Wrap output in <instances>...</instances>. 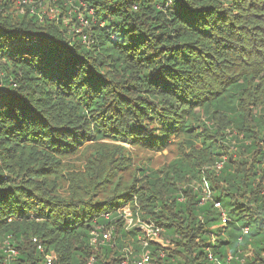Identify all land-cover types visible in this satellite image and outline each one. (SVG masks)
I'll use <instances>...</instances> for the list:
<instances>
[{
	"label": "trees",
	"instance_id": "16d2710c",
	"mask_svg": "<svg viewBox=\"0 0 264 264\" xmlns=\"http://www.w3.org/2000/svg\"><path fill=\"white\" fill-rule=\"evenodd\" d=\"M59 1L74 25L0 0V264H264V0ZM173 140L187 154L160 171L100 143ZM125 207L168 251L138 245Z\"/></svg>",
	"mask_w": 264,
	"mask_h": 264
},
{
	"label": "rangeland",
	"instance_id": "374dc122",
	"mask_svg": "<svg viewBox=\"0 0 264 264\" xmlns=\"http://www.w3.org/2000/svg\"><path fill=\"white\" fill-rule=\"evenodd\" d=\"M13 5L11 4L10 12L13 13H26L29 11L31 14H40L46 17L47 21H50L52 24L56 22H65V24L74 25L70 19H65L62 17L64 5H61L59 0H12ZM64 24V25H65ZM57 25V24H56ZM73 28V27H71ZM74 31L78 30L74 28ZM107 148L106 151H111L114 153L120 152L121 155H116L115 157H124L126 163L130 165L129 171H132L137 168L146 167L151 170L160 171L164 169L169 163L173 160L180 158L184 154H187V150L183 147L180 148V145L177 140H173L171 145L163 151H151L144 150L140 148H131L130 146H122L119 144H114L109 141H103ZM116 146H122L123 150H118ZM96 148L93 144L84 145L80 153L73 158H71L68 163L74 167L75 171H83V168L86 165V159L95 157ZM105 151V150H104ZM127 177V173H123ZM153 244L158 245L163 250L169 249V245L165 242L163 236L158 238ZM94 252H99L98 249H94Z\"/></svg>",
	"mask_w": 264,
	"mask_h": 264
},
{
	"label": "built area",
	"instance_id": "2783aa9c",
	"mask_svg": "<svg viewBox=\"0 0 264 264\" xmlns=\"http://www.w3.org/2000/svg\"><path fill=\"white\" fill-rule=\"evenodd\" d=\"M2 76V73L0 72V77ZM221 167V163L216 164V168L219 169ZM262 185L264 186V177L262 179ZM210 191L207 187V185H204V188L202 189V197H201V203L205 202L206 200H210ZM213 206L215 209L218 210L220 213L219 219L220 224L225 225L227 222V217L225 212L223 211L221 205L219 202H214ZM122 218L124 219V226L127 230H131L132 228L139 229L137 241L138 245L145 250L149 247L150 243H153L158 238H160L162 229L158 226H156L152 222H141L137 216H133L132 212L130 211L129 207H125L122 210ZM111 233L112 230L104 229L103 227H97L90 233V239L89 244L90 247L93 249H98L99 247L107 246L111 242ZM243 234H247V229L243 230ZM35 242V240H33ZM39 250L41 251V248L39 247ZM9 253L14 256L16 254L15 251L10 250ZM159 257H163V252H158ZM230 259V257H229ZM228 259V260H229ZM53 256L48 255L45 258L46 264H52L53 263ZM151 258L148 253L143 251L139 254V256L134 260V264H150ZM95 260L94 258L89 259L87 264H94Z\"/></svg>",
	"mask_w": 264,
	"mask_h": 264
}]
</instances>
